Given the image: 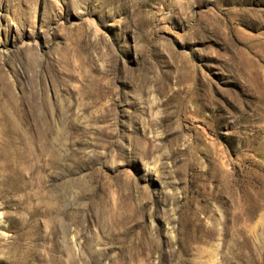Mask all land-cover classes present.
<instances>
[{
  "label": "rangeland",
  "instance_id": "1",
  "mask_svg": "<svg viewBox=\"0 0 264 264\" xmlns=\"http://www.w3.org/2000/svg\"><path fill=\"white\" fill-rule=\"evenodd\" d=\"M0 216V264H264V0H0Z\"/></svg>",
  "mask_w": 264,
  "mask_h": 264
},
{
  "label": "bare ground",
  "instance_id": "2",
  "mask_svg": "<svg viewBox=\"0 0 264 264\" xmlns=\"http://www.w3.org/2000/svg\"><path fill=\"white\" fill-rule=\"evenodd\" d=\"M148 146H149V145H148ZM148 146H147L146 148L144 147V148L142 149V155H143V156H144V155H146V156H147V155H148V154L151 152V150H150V148H149ZM1 221H2V220H1V216H0V223H1ZM140 244H141V243H140ZM138 245H139V244H138ZM139 246L142 248V246H141V245H139ZM144 247L146 248V246H144ZM142 249H144V248H142ZM142 249H141V250H139V252H140V253H142V252H143V250H142ZM149 249H150V248H149Z\"/></svg>",
  "mask_w": 264,
  "mask_h": 264
}]
</instances>
